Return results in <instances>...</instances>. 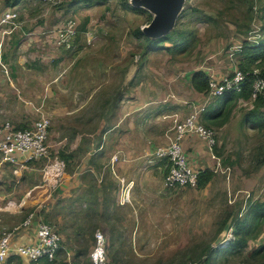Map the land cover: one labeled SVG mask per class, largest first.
I'll use <instances>...</instances> for the list:
<instances>
[{"label": "rangeland", "instance_id": "374dc122", "mask_svg": "<svg viewBox=\"0 0 264 264\" xmlns=\"http://www.w3.org/2000/svg\"><path fill=\"white\" fill-rule=\"evenodd\" d=\"M248 1L187 0L175 27L166 35L168 39L160 42L157 50L149 52L145 42L134 35L137 28L143 29L151 22L153 13L149 10L147 13L134 12L123 7L119 0H109L90 8H82L83 4L70 5V0H21L18 3L0 0V30H9L13 26L1 25L8 10L18 13L21 26L11 34L0 35V44L3 45L0 51L3 73L0 76L10 72L5 61L11 67L12 62L21 60V66H29L39 73L51 66V74L44 73V76L57 77L54 82L46 83L40 81L39 76L31 88L29 86L33 96L27 95L28 98L22 90L14 97L11 89L2 85L0 127L10 122L17 129L32 128L39 117L36 108L41 107L42 96L50 98L47 110L51 126L48 156L32 159L19 170L16 165L2 162L11 177L7 188L14 192L0 211L1 218L3 215L8 218L7 214H10L9 218L18 223L24 220L38 208L26 206L25 198L36 185L48 186L52 192L48 203L50 208L39 207L44 210L42 220L61 233L63 245L73 248L74 255L77 250L80 252L78 257H73L75 264L78 261L93 264L89 255L95 245V232L101 230L106 236L112 231L115 234L116 217L130 218L136 214L135 210L131 212V204L136 201V193L133 195L135 182L129 179L124 185L128 194L123 195L121 173L115 163L118 159L113 168L106 166L109 157L104 153L105 148L98 150L99 160L95 157L91 160L88 156L95 148V142L91 143L97 141L104 128L101 119L107 93L122 92L121 80L127 72L134 78L131 86L135 87H139L141 81L153 84V76L165 80L171 75L180 80L187 69L199 68L201 64L212 67L213 55L226 54L237 46L244 48L246 44H259L264 38V14L261 13L264 0L255 4L254 0ZM129 3L133 6L132 0ZM250 5L253 10L248 12ZM249 14L253 15L252 20ZM69 21L74 22L78 33L87 23L83 31L86 40L78 41V34L72 47L67 49L55 41V36ZM21 41L29 45L12 47V43ZM79 50L82 51L78 54ZM60 52L65 54L60 55ZM5 54L8 59L4 61ZM2 64L9 68L8 72ZM21 66L19 64L16 68ZM254 73L260 75L261 69H255ZM257 98L238 99L227 122L202 123L216 133V146L212 151L219 154L212 168L215 170L213 177L205 188L200 189L198 179L196 184L161 187L165 190L163 192L155 190L152 184L149 190L137 191V201L142 202L140 210L146 207L144 216L155 217L156 207L161 204L165 209L162 218L169 224L139 228L117 226L119 231L123 228L122 240L128 236L127 240L116 241L112 247L108 236L104 264H187L203 260L195 254H199L208 243L221 248L234 237L229 234L234 219L243 218L251 203L264 201V129H254L249 127L250 123L244 122L245 114L253 108ZM12 103L13 111L31 106L34 112L22 109L21 113H15L10 108ZM80 141L85 142L84 146H78ZM84 154L87 157L82 161L85 165L81 167L83 173L77 182L79 162ZM90 165L98 167L101 175L97 177L90 171ZM167 171V163L161 170L152 168V178L155 181L157 176L165 181ZM125 203L130 204V212L118 210ZM35 211L38 213V209ZM228 218L224 231L218 233L221 223ZM262 227L264 229V223ZM135 230L139 232L138 239H141V230L146 234L149 231V234H143L141 240L135 241ZM219 235H223V239L216 243ZM251 250L248 244L243 253L231 255L227 260L222 254L219 264H248L246 258ZM59 255L63 257L64 252L60 251Z\"/></svg>", "mask_w": 264, "mask_h": 264}, {"label": "crops", "instance_id": "0c3cea01", "mask_svg": "<svg viewBox=\"0 0 264 264\" xmlns=\"http://www.w3.org/2000/svg\"><path fill=\"white\" fill-rule=\"evenodd\" d=\"M16 3H18L21 0H15ZM248 1V0H247ZM259 0H254V4L257 3ZM263 1V0H260ZM249 2V1H248ZM253 10V9H252ZM250 10H248L249 12ZM261 13L264 14V11H261ZM245 14V10H244ZM250 15V20H252L253 15ZM20 31V30H18ZM17 33V31L15 32ZM25 33V32H24ZM240 33V32H239ZM30 34V33H29ZM80 36H79V35ZM86 32L81 31L80 33H77L78 39L82 41L86 40L85 37ZM241 34V33H240ZM0 35L3 36V30H0ZM57 36V34H56ZM55 36V41H56ZM2 38V37H1ZM54 41V43H55ZM76 41V43L78 42ZM28 44V42L21 41V43H12V47L18 48L22 47V45ZM29 45V44H28ZM3 47L2 44H0V51ZM241 51L236 53V55L231 56V50H228L226 54L223 55H213L215 56L213 60V66L209 67L200 65L199 68L196 69H187L183 73V78L180 80L175 79L171 75H167L165 80H157L158 76H153L152 83L144 84L142 81L139 84V87L131 86V81H133V77L130 76L129 72L125 73L123 76L121 83H122V92L120 91H111L107 93L105 107H104V113L101 119V125L104 126L101 133L97 136V141H93L91 144L95 142V148L91 151H89L88 156L91 160L95 159L97 160V154L98 150L100 148H105V154L107 157L106 160V166L112 167L114 164V160L112 157L116 154L118 155V169L121 173L120 175V181L123 180L122 185H126L129 182V179H133L135 182L133 195L135 194V198L132 195L133 200L131 206V212L135 210L136 214L138 216H135L133 213V217H126L123 216L121 213V217H116L115 220V234L112 231L110 235H107V242L109 243V238L111 237V244L112 247H114V244L117 243L116 241H125L126 239L122 240L123 237V228L121 231H119L118 227L125 226H133V227H143V226H161L164 227L168 223L167 219L162 218V215L164 214V208H162V205L159 204L157 208V212L155 213V217L149 218L144 216L145 208L140 210V207L142 205L141 201H137L138 194L140 191L149 190L151 184L153 185L154 189H158V192L165 191L161 187L168 188L163 178H157L155 177V181L152 178L151 169L158 167L160 170L161 168H165L166 165V159L159 158L156 155L153 154L154 150L157 146H165L169 143L170 138L174 136L175 134V120L179 118V120H184L186 117H188L195 109L205 108L207 107L206 103V97L207 94L197 91L192 86V74L196 70H203L205 71L209 76L214 75L215 77L219 79H223L225 76L231 75L235 69L237 68L239 64V60L243 57L240 56L242 53V46H237L235 48H240ZM64 49V48H63ZM5 48V52H6ZM67 51L66 49H64ZM82 50L78 51V54ZM60 55H63L65 53L60 52ZM3 59L7 60V54L5 56L3 55ZM2 61V59H0ZM6 65L9 66L10 72L8 73V76L6 74H2L4 77L0 76V98L3 97V91H2V85H7L11 89V94L15 97L17 93L23 91V94L26 98L28 96H33V94L30 92L29 86L31 88L32 83L35 82V80H38V77L40 76V81L50 83L54 82L57 78L54 76L52 79H50L49 76H44V73H50L51 74V66L44 71L43 73H39L38 70H32L27 67H23V62L21 60H17L16 62H12V69L10 65L5 61ZM21 66L17 67V65ZM9 68L7 67V70L9 71ZM2 72L0 68V73ZM3 73V72H2ZM45 77V78H44ZM135 77V76H134ZM144 85V87H142ZM9 94V96L11 95ZM17 97V96H16ZM47 99V101H46ZM243 99V98H242ZM11 101V100H10ZM27 103V102H26ZM50 104V98H44L42 96V102L41 106L44 109L45 112L48 113L47 106L49 107ZM28 105V104H27ZM11 111H13V103L10 105ZM22 109H28L30 112H34L33 108L31 106L14 110L15 113H21ZM47 110V111H46ZM203 110V111H204ZM202 111V112H203ZM202 112L200 114V122L202 119ZM22 121V120H21ZM100 122V121H99ZM203 123V122H202ZM21 125V123H18ZM251 127V124L250 126ZM99 129V126L97 127ZM169 136V139H168ZM82 142V141H80ZM78 146H84L85 142L82 144L80 143ZM182 146L184 148V151L187 154L189 164L193 166L194 168H199L201 170L206 169H212L215 166L216 159L213 156V152L205 140H203L201 137L197 136L196 134H186L184 138L182 139ZM155 147V148H154ZM216 155H219L218 153H215ZM87 157L86 154L82 156V160L79 162V170L77 171V182L79 175L83 173V167L85 164H82V161L84 162L85 158ZM1 158V157H0ZM99 160V159H98ZM8 166V164H6ZM5 166H2V161L0 159V211L3 210L6 206L7 200L12 196V193L14 190H10L7 188L8 182H10L11 177H9V173L4 169ZM9 167V166H8ZM108 167V168H109ZM90 171H92L97 177L101 175L100 170L98 167L94 165H90ZM96 169V170H95ZM112 172V171H111ZM116 174V172H115ZM103 177V176H102ZM9 185H11L9 183ZM37 187H34L32 191H35V195L38 197V202L34 201L31 197H28L26 200L27 204L26 206H36L38 209V213H36L35 210H33L30 213V218L26 217L24 220L20 221L19 223L17 221H14L12 218H9L11 215L7 214L8 218L4 216L2 219L0 214V237L5 232H11L12 233V242L14 244L17 243H27V242H34L36 241V231L38 224L41 220V217L44 215V210L42 211L40 208L43 206H48L50 197L52 195V192L50 191L48 186H42V184L36 185ZM84 185H80L79 187H83ZM77 186V189L79 188ZM206 186L200 187V189L205 188ZM167 190V189H166ZM31 191V192H32ZM139 191V192H137ZM30 192V193H31ZM33 193V194H34ZM41 195V196H38ZM45 194V195H43ZM163 194V193H162ZM40 197V198H39ZM43 197V198H42ZM51 202V201H50ZM102 206V202H101ZM130 204L125 203L121 204L120 207H118V210H128L130 212L129 208ZM25 207V206H24ZM17 208V206H15ZM151 209V208H149ZM33 213V215H32ZM132 214V213H131ZM160 216V217H158ZM28 219V221H27ZM136 229V228H135ZM233 228L230 229L229 234H233ZM153 230L150 231V233ZM121 232V233H120ZM163 231H161L160 236L162 235ZM147 236L149 234V231H143L140 232V238L142 239V235ZM119 235V236H117ZM139 235L138 230H135L133 234V239L135 241H139L141 239H138L137 236ZM157 235V234H156ZM110 236V237H108ZM152 236V235H151ZM159 236V237H160ZM231 237V236H230ZM230 237H227V239H230ZM131 238V237H130ZM159 239V238H158ZM264 242V229L263 227L259 231L258 235L255 237H252L249 241V248L253 249L256 246L262 244ZM117 245V244H116ZM108 246V244H107ZM118 250V249H116ZM61 252H64L63 257L58 254L56 259L48 260L43 257L38 260H29L27 257L19 255V254H11L5 264H59L60 262L69 264L71 261H73V257H77L76 253L73 254V248L67 247V245H63V247L60 250ZM90 257V256H89ZM91 260V259H90ZM79 264H85L84 261H79ZM77 263V264H78Z\"/></svg>", "mask_w": 264, "mask_h": 264}, {"label": "built area", "instance_id": "2783aa9c", "mask_svg": "<svg viewBox=\"0 0 264 264\" xmlns=\"http://www.w3.org/2000/svg\"><path fill=\"white\" fill-rule=\"evenodd\" d=\"M18 20L19 17L16 11H6L1 20V25L12 24L13 26L9 30H3V35L13 33L16 28L19 29L21 26ZM64 24L57 32L56 40L60 46L68 49L74 44L78 31L73 21L65 22ZM240 51L241 47L234 48L230 54L234 56ZM6 71L8 72L7 68ZM244 80L245 74L238 66L231 75L225 76L223 79H219L214 75L210 76L206 103L217 99L225 92H241L245 83ZM252 87V98L255 99L259 94L264 93V78L257 76ZM36 110L39 117H37L32 128L17 129L10 122H6L0 127V159L4 163L16 165L18 170L25 167L30 160L46 157L50 154L48 137L51 118L42 106L37 107ZM203 110L204 108L195 109L184 120L177 118L174 125L175 134L170 138L169 144L167 146H158L153 152L157 157L166 159L168 171L165 183L167 186L188 183L196 184L202 171L189 164L181 142L186 134H196L201 137L211 150L216 146V133L200 122V114ZM213 156L215 159L219 157L214 152ZM112 159L114 161L117 160L118 155L115 154ZM123 187L122 194L127 195L128 190H126V186ZM28 218H30V215ZM36 237L37 239L34 242L14 244L12 242V233L5 232L0 237V264H5L11 254L25 256L31 261L43 257L49 260L56 259L59 250L63 247L61 233L41 218L37 227ZM107 244V236L103 231L97 230L95 232V245L89 255L93 264H104L107 261ZM69 264L75 263L71 261ZM187 264H206V262L204 260L190 261Z\"/></svg>", "mask_w": 264, "mask_h": 264}, {"label": "trees", "instance_id": "16d2710c", "mask_svg": "<svg viewBox=\"0 0 264 264\" xmlns=\"http://www.w3.org/2000/svg\"><path fill=\"white\" fill-rule=\"evenodd\" d=\"M108 1L109 0H70L69 4H83L82 8H90L97 4H106ZM119 1L123 7L134 12L147 13V10L144 8L131 6L129 0ZM252 9L253 5H250L248 10ZM86 25L87 23L81 26V31L86 30ZM134 35L137 39L145 42L147 48L146 50L149 52L152 50H157L159 48V43L168 39L166 36L159 39L149 38L144 34L141 28H137L134 32ZM240 56L243 57L239 60L238 68L245 74L243 90L241 92H225L222 96L210 101L207 104L205 110L202 112L203 123L216 124L227 122L230 114L232 113L235 102L240 98L250 100L252 98L253 91L252 85L255 79L257 76L264 78V38L260 40L259 44L257 45L249 46L246 44V46L242 49ZM257 68L261 69L260 75L254 73L255 69ZM209 80L210 76L203 70H196L192 74V86L197 91L207 93L209 88ZM253 105V108L245 114L244 122L250 123L251 127L254 129H264V96H261L260 94L255 102H253ZM214 172L215 171L212 169L202 170L199 174V186H205L207 182L213 177ZM227 220H229V218L225 219L221 223L218 233L223 230ZM263 223L264 201H257L255 203L253 202L250 204L245 216L243 218L234 219V222L230 225V227L233 228V238L228 240V242L221 248H216L212 244L208 243L201 249L199 254H195V256L203 257V260L206 262V264H219L220 256L222 254L225 256L223 259L227 260L231 255L243 253L244 249L249 244L250 239L258 235ZM79 255L80 252L77 250L76 256L78 257ZM52 261L53 260H51V262ZM246 261L248 264H264V242L249 252ZM59 264L66 263L60 262Z\"/></svg>", "mask_w": 264, "mask_h": 264}, {"label": "water", "instance_id": "95a60500", "mask_svg": "<svg viewBox=\"0 0 264 264\" xmlns=\"http://www.w3.org/2000/svg\"><path fill=\"white\" fill-rule=\"evenodd\" d=\"M187 0H132L133 7L144 8L153 13L149 25L142 30L152 39H159L169 34L175 27L176 21ZM224 229L222 230V232ZM223 235H219L216 243H220Z\"/></svg>", "mask_w": 264, "mask_h": 264}, {"label": "bare ground", "instance_id": "6f19581e", "mask_svg": "<svg viewBox=\"0 0 264 264\" xmlns=\"http://www.w3.org/2000/svg\"><path fill=\"white\" fill-rule=\"evenodd\" d=\"M35 191H32L31 193H29V196L28 197H31L34 201H37L38 200V197H37V195H35V193H34ZM34 193V194H33ZM43 195H45V194H43ZM38 196H41V195H39L38 194ZM40 198V197H39ZM43 198V197H42ZM38 202V201H37Z\"/></svg>", "mask_w": 264, "mask_h": 264}, {"label": "clouds", "instance_id": "9594fccd", "mask_svg": "<svg viewBox=\"0 0 264 264\" xmlns=\"http://www.w3.org/2000/svg\"><path fill=\"white\" fill-rule=\"evenodd\" d=\"M202 123V122H201Z\"/></svg>", "mask_w": 264, "mask_h": 264}]
</instances>
